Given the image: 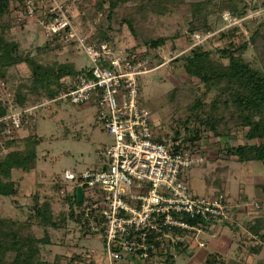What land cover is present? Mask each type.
<instances>
[{"label": "rangeland", "instance_id": "obj_1", "mask_svg": "<svg viewBox=\"0 0 264 264\" xmlns=\"http://www.w3.org/2000/svg\"><path fill=\"white\" fill-rule=\"evenodd\" d=\"M12 1L13 8H16L18 6L16 0ZM97 1L41 0L42 3H39L35 17L31 19L27 17L24 21H20L21 19L13 21L9 35L20 43L22 50L34 52L36 47L51 38L45 35L39 20L47 15L53 4L58 3L66 5L72 24L79 35L92 32L93 39H95L98 24L102 23L101 28L105 29L110 37L106 40L113 41L115 46L133 48L141 55L149 53L145 56L150 57L152 70L143 76V102L152 113L156 129L171 134L185 120L187 109L193 99V87L198 83L197 78L186 74L178 59L182 54L189 53L196 42L194 37L195 40L187 35L186 25L191 13L189 3L181 5L172 15H154L150 18L149 27L154 30L153 35L168 38L166 46L153 49L145 45L141 38H136L126 24L120 23L124 13L123 8L119 11L116 19L110 21L107 14L97 8ZM245 1L249 3V12L237 25L244 39L251 40V35L256 29L259 28L260 32L264 33L262 26L264 23V0ZM127 5L131 6L132 3L128 2ZM216 21V29L211 31L209 33L211 36L204 41L207 43L211 41L209 47L214 49L222 47L228 41L219 39V32L227 29L232 30L235 27V25L228 26L229 21L224 19L223 15ZM178 30L182 31L183 35L173 40L172 37ZM199 34H201V38L206 36L202 32ZM255 43L260 44L261 39L255 37L244 56L254 64H261L262 56L256 49L257 46H254ZM39 56L44 62L74 61L80 68L90 65L89 58L77 48L75 42H66L61 37L53 40L51 48L39 53ZM224 62L228 63L229 60L224 59ZM29 75L30 69L25 63H22L11 69L9 80L11 83H19L22 80H27ZM62 100L42 98L28 107V115L31 116L25 119L15 148H24L25 137L30 134L42 136L43 140L38 146L37 164L30 172H24L22 169L14 171V179L20 184L21 191L15 197H0V215L24 221L33 214L31 207L35 204L36 199H39L40 202L50 199L53 202L54 215L61 213L62 203L59 199V189L56 186L57 182L66 184L64 171L71 169L82 172L88 167H94L100 150L111 141V136L96 121L95 105H76L69 100ZM192 124L193 122L190 123V125ZM247 142L249 141L246 137V129L235 130L234 138H230L231 145ZM202 143V150L205 151L207 162L192 167L186 172V179L194 193L211 196L219 191H224L231 206H235L240 201L242 212L246 217L255 213L256 217H264V160L240 161L236 156L228 154L225 151L226 146L225 150L223 149L225 142L217 138L209 137L208 139L205 137ZM220 179L223 186L217 187L216 182ZM259 197L260 202L257 200ZM254 203L258 204L259 208ZM235 219L236 224H229V226L221 228L222 232L218 238H211L208 234L200 233L197 241H205L206 248L198 246L193 248L192 251L196 253H193L192 258L186 253L189 251H184L177 257L175 264H203L204 257L209 252L217 250L219 243L224 246L221 252H229L227 256L224 254L229 260V264H264V242L258 254L251 252V248L261 244V240L246 236L244 222H241L239 215ZM59 220L57 226L43 227L35 224L32 228L38 237L49 235L51 243L41 245L43 259L53 261L57 258L59 264H67L74 254L81 253L85 255L83 257L86 259L76 264H88L87 262L90 260L95 261L96 264L107 263V260H104V245L100 236L84 235L79 223L69 218L67 214L64 222ZM226 235L233 238L231 250L228 247L227 251L225 242L222 243ZM253 235L256 234L253 233ZM92 249L95 250V254L89 256L92 254L90 252ZM115 264L124 263L116 262Z\"/></svg>", "mask_w": 264, "mask_h": 264}, {"label": "built area", "instance_id": "obj_2", "mask_svg": "<svg viewBox=\"0 0 264 264\" xmlns=\"http://www.w3.org/2000/svg\"><path fill=\"white\" fill-rule=\"evenodd\" d=\"M32 2L28 0L30 19L36 14ZM47 15L39 20L45 35L75 42L90 60L89 71L68 78L69 88L58 98L76 105L94 102L96 121L112 138L100 150L94 167L82 172L66 169V184L60 189V194L74 200L78 187L83 189L81 204L66 201L65 208L74 204L75 220L86 235L100 236L104 264H163L170 251L178 257L179 244L188 249L206 247L205 241H197L200 233L218 238L222 227L236 224L237 207L231 206L224 191L198 195L186 179V172L203 165L206 156L156 129L142 94L143 76L152 70L150 57L115 46L111 40H95L92 32L79 35L63 4H53ZM223 16L228 26L242 21L229 11ZM209 36L195 34V44ZM0 85L12 98L5 82ZM26 113L28 108L11 104L10 113L0 119L7 136L22 129ZM160 134L163 141L157 139ZM90 252L89 256L95 254L93 249Z\"/></svg>", "mask_w": 264, "mask_h": 264}, {"label": "trees", "instance_id": "obj_3", "mask_svg": "<svg viewBox=\"0 0 264 264\" xmlns=\"http://www.w3.org/2000/svg\"><path fill=\"white\" fill-rule=\"evenodd\" d=\"M16 2L18 6L13 8L12 0H0V81H4L7 90L12 93V98L7 97L0 85V119L10 113L11 104L17 108L26 109L42 98L62 100L58 97L63 90L69 88L66 80L89 71V65L80 68L74 61L44 62L41 60L39 53L49 50L51 42L59 39L60 35L53 36L41 46L36 47L34 51L36 53L22 50L20 43L9 34L13 21L16 19L24 21L27 18L28 0H16ZM128 2L132 5L128 6ZM39 3H42L41 0L32 2L36 10ZM186 3H189L191 12L186 25L189 38H193L199 32L208 35L214 31L217 25L216 20L226 11L241 19L249 12V3L245 0L191 2L187 0H98L97 8L107 14L110 21L115 20L123 8L124 13L120 23L126 24L130 32L136 38H141L145 45L158 49L167 45L168 38L153 35L154 30L149 27L150 18L154 15H172ZM98 25L94 38L110 39L107 31L101 28L102 23ZM262 26L264 28V23ZM239 31L240 28L235 25L232 30L219 32V39L228 40L220 48H210L211 41L204 42L210 36L203 42L197 44L194 42L191 51L178 58L186 74L197 78L198 83L193 87V99L182 125L171 134L163 132V135L166 138L170 136L174 141L181 140L182 145L193 153L205 155L202 142L205 137L208 139L213 137L224 141L223 149L225 150L226 146L225 151L231 156H236L240 161L264 160V33H261L258 28L251 35V40H247ZM181 35L183 32L178 30L172 39ZM255 37L261 39L260 44L254 45L262 56L261 64H254L244 56ZM128 50L136 52L133 48ZM146 54L149 53L142 55ZM224 59H228L229 62H224ZM22 63L30 69L29 77L19 83H11L9 80L11 69ZM88 74L91 77V74ZM92 103L95 105L94 102ZM28 116L31 115L28 113L24 115L22 128ZM191 122H193L192 125H190ZM241 129H246L249 142L231 145L230 138H234V131ZM20 130H15L11 136H7L4 123L0 122V197L17 196L21 188L14 179V171L22 169L24 172H30L37 164L38 146L43 140L42 136L30 134L25 137L24 148L17 146L15 148L20 138ZM157 139L163 141V136L160 134ZM57 183L56 187L59 189V199L62 203L61 213L54 215L53 202L50 199L43 202L36 199L31 207L33 214L24 221L0 215V264H59L57 258L47 261L41 257V245L51 243L49 235L38 237L32 231L35 224L43 227L57 226L58 219L64 222L66 214L75 220L74 204L70 205V210L65 208L66 201L73 203L74 199L71 195L60 194L64 183ZM216 184L217 187L223 186L221 179ZM74 201L81 204L76 195ZM244 225L261 240V244L251 248V252L258 254L264 242V217H247ZM81 230L86 235L85 230L83 228ZM177 251L179 256L184 251H192V249L179 244ZM83 256L85 257L81 253L74 254L67 264L81 262L86 259ZM176 260L177 257H174L170 251L163 264H175ZM92 261L87 263L96 264ZM203 264H229V260L223 253L213 251L205 256Z\"/></svg>", "mask_w": 264, "mask_h": 264}, {"label": "crops", "instance_id": "obj_4", "mask_svg": "<svg viewBox=\"0 0 264 264\" xmlns=\"http://www.w3.org/2000/svg\"><path fill=\"white\" fill-rule=\"evenodd\" d=\"M246 198V197H245ZM259 199H260V197L259 198H257V200L259 201ZM260 202V201H259ZM234 207H237V213H238V215L240 216V219H241V222L243 223L244 222V220L247 218L246 216H245V213L244 212H242L243 210L241 209V205H240V201L234 206ZM248 214V213H247ZM257 214L255 213V214H252L251 216H256ZM250 216V217H251ZM216 242H218V241H216ZM223 242H225V245H226V251H227V249H228V247H229V249L231 248V246L233 245V238L231 237V236H228V235H226V237L224 238V241H222V243ZM219 243V242H218ZM220 245L217 247L216 245H214V246H216L217 247V250H215V251H218V252H221L223 249H224V246L221 244V243H219ZM206 248V247H205ZM231 250V249H230ZM225 252V251H224ZM224 252H221V253H223V254H225L226 256L228 255V253L229 252H226V253H224ZM186 253H188L189 254V256L192 258V256L196 253V252H192V251H189V252H186ZM194 253V254H193ZM205 258V257H204ZM204 260V259H203Z\"/></svg>", "mask_w": 264, "mask_h": 264}, {"label": "water", "instance_id": "obj_5", "mask_svg": "<svg viewBox=\"0 0 264 264\" xmlns=\"http://www.w3.org/2000/svg\"><path fill=\"white\" fill-rule=\"evenodd\" d=\"M77 194H78L79 200H81L82 199V195H83V189L81 187H78Z\"/></svg>", "mask_w": 264, "mask_h": 264}]
</instances>
